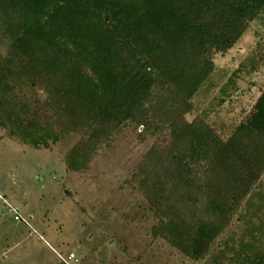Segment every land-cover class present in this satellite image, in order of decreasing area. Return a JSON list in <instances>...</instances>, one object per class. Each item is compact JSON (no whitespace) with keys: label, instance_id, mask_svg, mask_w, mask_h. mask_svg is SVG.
I'll return each mask as SVG.
<instances>
[{"label":"trees","instance_id":"trees-1","mask_svg":"<svg viewBox=\"0 0 264 264\" xmlns=\"http://www.w3.org/2000/svg\"><path fill=\"white\" fill-rule=\"evenodd\" d=\"M256 19L264 0H0V127L35 147L77 134L72 172L140 129L156 140L131 181L152 235L192 264H264V88L228 137L187 118Z\"/></svg>","mask_w":264,"mask_h":264},{"label":"rangeland","instance_id":"rangeland-1","mask_svg":"<svg viewBox=\"0 0 264 264\" xmlns=\"http://www.w3.org/2000/svg\"><path fill=\"white\" fill-rule=\"evenodd\" d=\"M215 62L187 118L204 115L228 137L264 88V20L252 21ZM139 130L128 127L89 169L72 172L64 155L77 134L35 147L0 127V264H12L17 256L14 264H56L63 258L70 264H192L152 235L154 216L131 174L156 139L141 141ZM261 180L264 189V173ZM238 228L234 219L224 236ZM72 252L75 257L69 259Z\"/></svg>","mask_w":264,"mask_h":264},{"label":"built area","instance_id":"built-area-1","mask_svg":"<svg viewBox=\"0 0 264 264\" xmlns=\"http://www.w3.org/2000/svg\"><path fill=\"white\" fill-rule=\"evenodd\" d=\"M10 209H11L13 212H15V219H17V220H21V219H22L21 216H20V214H19V210H18L17 208L11 206ZM73 257H75V254L72 252V253H70V255H69V259H71V258H73ZM64 260H65V259H64ZM66 262H67L68 264H70L68 261H66Z\"/></svg>","mask_w":264,"mask_h":264},{"label":"crops","instance_id":"crops-1","mask_svg":"<svg viewBox=\"0 0 264 264\" xmlns=\"http://www.w3.org/2000/svg\"><path fill=\"white\" fill-rule=\"evenodd\" d=\"M30 219H32V217L30 216ZM28 225V224H27ZM29 226V225H28ZM6 254L9 252V250L8 249H6L5 251H4ZM18 257V256H17ZM14 257V258H16V259H14V261H12V264H14V263H16L17 262V259H20L21 257ZM63 259H65V258H63ZM62 259V260H63ZM22 260V259H21Z\"/></svg>","mask_w":264,"mask_h":264}]
</instances>
